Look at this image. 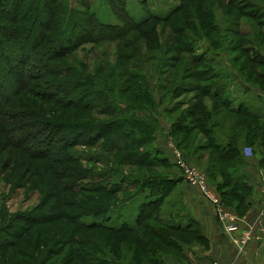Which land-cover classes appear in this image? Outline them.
<instances>
[{"label": "rangeland", "instance_id": "1", "mask_svg": "<svg viewBox=\"0 0 264 264\" xmlns=\"http://www.w3.org/2000/svg\"><path fill=\"white\" fill-rule=\"evenodd\" d=\"M114 1L42 0L19 23L2 21L0 264H94L108 259L109 246L122 262L126 245L125 264L136 252L134 264H144L145 248L120 229L136 228L140 205L150 200V187L157 184L143 186L144 180L184 179L172 158L184 134L173 124L189 131L190 151L181 150L218 192L213 183L220 177L210 176L215 154L195 122L202 99L213 105L201 91L207 83L219 84L231 103L264 112L258 93L264 94V64L250 61L264 62V0ZM42 6L50 28L33 40L34 16ZM71 8L137 30L95 41L96 32L76 30ZM66 40L76 45L62 49ZM102 98L121 109L117 118L97 113ZM98 123L107 124L101 128L106 132L94 131ZM131 149L158 164H128ZM173 198L167 196L156 215L186 228L189 218ZM138 230V236L155 239Z\"/></svg>", "mask_w": 264, "mask_h": 264}, {"label": "trees", "instance_id": "2", "mask_svg": "<svg viewBox=\"0 0 264 264\" xmlns=\"http://www.w3.org/2000/svg\"><path fill=\"white\" fill-rule=\"evenodd\" d=\"M5 1L6 0H0V31H3L5 28H7L6 24L2 22L3 19L7 20V22H9L10 24H16V22L19 23L23 20L24 17H26L27 14H29V12H33L32 8L33 6H35V3H42V0H37L36 2L34 0H9L8 6H6L4 5ZM110 1L112 4H115L114 0ZM84 4L85 6L90 7L88 4ZM39 8L40 7L37 6L36 10ZM43 8L44 6H42L41 8L43 12L42 14H40V9L39 14L34 16V23L32 24V30H34V33L32 34L33 40L39 38L43 39V37H45V34H43V32L49 31L50 28V23L47 21V15H45L46 10L44 11ZM70 14L71 17H74V20L77 21V31L81 29L82 32L84 30L89 33H97L94 37L95 41L120 38L121 36H125L128 30H137L136 27H130L131 23L129 25L125 23L123 27L120 28L121 25L118 24H107L100 22L96 17H94L93 13H90L88 15V13H85L84 11H73V9L71 8ZM35 33L37 34L36 37ZM67 39H69V37ZM61 45L65 46L62 49H66L76 44L74 43V41L73 44H71L70 40H66L61 43ZM62 49L61 51L65 52ZM247 51L248 50H244L245 53H247ZM58 54H60V51L58 52ZM22 58H24V56H21V59ZM250 61H253L259 65L264 64V62L259 61L257 57H251ZM15 66H17V64ZM223 88L224 87L222 85L215 83L206 84V87L201 91L200 94L204 97L206 96V98H210L211 100H213V105L209 108L207 104H205V101L202 99L201 103L197 106L196 109L198 114H194L196 118L195 122L200 123L199 127L202 129L203 134L206 135L209 141L206 146L208 149H212L215 154V156L213 157V162L214 164H216V170L211 172L210 176H219L220 179L214 182L213 185L217 188L222 201L229 208L234 209L239 216H242L249 208L247 198L250 191V186L245 181V174L241 172L242 168L248 162L246 157L244 156V143L248 144L249 146L257 145L260 150H262L263 158L260 161V165L264 166V119L262 115H260V113L252 110L243 102L238 103L237 105L231 103V101H229V97L224 91L225 88ZM141 97L146 100L145 94H143ZM141 97H137L136 100H138V98L140 99ZM101 102L104 105L103 107H100V111H98L97 113L111 118H117L119 113H121V109L111 104L109 101H106L104 98L101 99ZM165 111L168 112V110ZM220 114L221 116H218ZM102 125L107 124L98 123L94 127V131L98 132V134L106 132L103 131L104 129H101ZM114 125H116V123L113 120V123H111V125L108 124L106 128L109 131V129L113 128ZM173 126L178 129V134H184L176 143V145L180 147V149L183 148L186 152H189L190 150L188 148L191 143H186V141L189 139V136H187V133L189 131L187 129L180 128L177 123L173 124ZM174 127H172L171 125V133L174 132ZM222 136H224V140L221 141L220 137ZM147 138L148 137H146L144 140H146ZM241 138H243L242 141ZM116 149L117 147H112V150ZM133 153H136L135 151H133V149L126 153L127 156L125 158H128V164L146 163V165L151 166L158 164V160L147 163V161L143 160V156H139L140 154ZM134 157H136L137 159ZM138 157L140 158L139 160H141L140 162H137ZM217 165L219 166L218 170ZM174 167L176 168L177 166L175 165ZM207 171L210 172L209 170ZM182 179L183 178L181 175L171 178L161 175L156 178L144 180L143 186H147L151 183L157 184H152L150 187V200L141 203L136 228H131L129 226L128 228L122 227L120 229L121 232H126L129 236L133 237L135 241L139 240V243H136L135 246L139 245L140 248L141 244L145 248L146 256L144 264H166V256H171L181 260L183 257V242L194 240L198 242L205 241L200 226L192 218H189V222L191 223V225L189 223L186 228H182L180 225H172L166 221L164 222L163 217L156 215L159 209L164 204L166 197L170 195L174 186L178 183V181ZM238 184L240 188H238ZM241 190H244L245 194H242ZM116 192L119 191L117 190ZM229 198L231 199L228 200ZM147 220H154L158 222L159 226H156V228L151 227L147 224ZM193 224L195 225V229L192 227ZM140 228L143 231L147 230L148 232H150L152 236H154L155 239H158L160 243H158V241L155 239L152 240V237L138 236L139 233H137L136 231H139L138 229ZM110 230L115 232L114 228H111ZM182 231L185 232L183 236L179 234ZM129 250L130 246L126 245L122 251L124 255L123 261L121 262L114 249L109 246L106 252L108 259H97L94 264H125V260L128 258L127 252ZM99 252L100 254H104V252L101 250ZM11 258H14V255H11ZM132 258L133 259L131 260L134 264L135 261L139 259V253H133Z\"/></svg>", "mask_w": 264, "mask_h": 264}, {"label": "crops", "instance_id": "3", "mask_svg": "<svg viewBox=\"0 0 264 264\" xmlns=\"http://www.w3.org/2000/svg\"><path fill=\"white\" fill-rule=\"evenodd\" d=\"M258 93L263 95L260 91ZM260 100L264 102V97ZM262 117L264 119V112ZM220 139L224 140V136ZM157 141H162V137ZM161 145L165 144L162 142ZM252 147L254 152L251 156L244 154L248 162L241 170L250 186L247 198L249 208L240 216L239 229L233 235L224 231L215 214L214 205L202 195L198 187L184 179L174 186L168 197L176 196L179 199L173 204L180 203L183 206V214L200 226L205 241L183 242L182 259L166 256V264H264V166L260 165L263 152L257 145ZM245 230L251 232V238L241 251L233 243L232 236L239 237Z\"/></svg>", "mask_w": 264, "mask_h": 264}, {"label": "built area", "instance_id": "4", "mask_svg": "<svg viewBox=\"0 0 264 264\" xmlns=\"http://www.w3.org/2000/svg\"><path fill=\"white\" fill-rule=\"evenodd\" d=\"M264 97V94H263ZM244 154L249 157L252 155L251 148H245ZM175 165L180 169L181 174L184 179L190 184L199 188L202 195L208 199L215 207V214L222 224V227L226 233L233 235L239 229V222L241 220L240 216L231 210L223 201L220 194L211 187L208 182L206 173L192 164L184 155V152L177 146H173V156H172ZM264 235V228H263ZM251 238V232L245 230L241 233V236L234 237L232 236L233 243L243 251L245 245Z\"/></svg>", "mask_w": 264, "mask_h": 264}]
</instances>
